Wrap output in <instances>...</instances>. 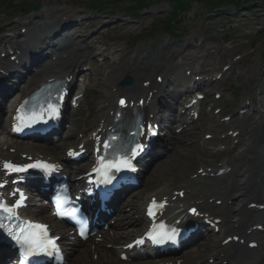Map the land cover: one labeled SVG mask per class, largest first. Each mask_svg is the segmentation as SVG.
<instances>
[{
  "label": "bare ground",
  "instance_id": "bare-ground-1",
  "mask_svg": "<svg viewBox=\"0 0 264 264\" xmlns=\"http://www.w3.org/2000/svg\"><path fill=\"white\" fill-rule=\"evenodd\" d=\"M73 16L69 17V21L59 24L58 22L54 23L49 27L40 29H34L33 32L29 34L28 42L25 44V47L18 46L15 51V56H22L21 63L23 64L24 60L27 61L26 64L31 63L33 59L32 55V45L37 42V37L42 33H54L62 30L64 27H68L71 24H75L77 21L74 19L76 16H83L84 13L76 10L73 12ZM51 16V12L45 14H40L36 18H48ZM75 16V17H74ZM36 18H30L34 20ZM102 23V22H101ZM197 38L193 39V42ZM7 40L4 39V42ZM186 43H190L189 41ZM172 45L167 44L164 46V49L167 52V55L160 60L162 62L160 70L163 73H166L173 65L171 62L177 59V56L180 54L181 47L174 49ZM213 47V46H212ZM240 48H231L227 50H222L221 60L228 61L231 59L233 52ZM81 48H69L64 51L63 54L59 55V61L53 62L42 68L41 72L38 75H35L34 82L29 86V91L41 84L47 79L57 78V76L52 75L56 73L55 71L60 72V74H69L70 77L82 67L95 59V52L92 50L84 51V54H81ZM210 52L208 53L207 62L210 60ZM64 54H68L67 57H63ZM151 52L146 49L140 53V57L135 59L125 58L119 64H115L114 70L108 72H101V78L97 87L103 96V106L101 117L98 119L97 124L93 131H97L104 127L103 121L106 120L108 112L115 105V99L119 95L129 94L132 95V99L135 96L141 95L143 90L139 87H134L133 89L123 90L120 89L118 84L120 80L127 74H132L136 77L137 81H140V66H148L151 62L147 58ZM145 56L144 59H142ZM85 62V63H82ZM153 63L150 64L153 65ZM190 65V63H186ZM57 65L54 68L53 66ZM206 67V64H205ZM204 67V68H205ZM8 69H15L13 65H8ZM194 70L193 68H191ZM59 74V75H60ZM58 75V76H59ZM161 75V74H160ZM231 78H225L222 85L218 83L215 87L228 86ZM183 86V85H182ZM176 92L183 91L184 87H173ZM28 91V92H29ZM27 92V93H28ZM158 98H162L164 88H158ZM26 93V92H25ZM251 102L254 100L252 97L247 98ZM247 100H245L246 103ZM244 103V104H245ZM172 106L169 105L168 108ZM251 109H254L253 106ZM251 112V111H250ZM256 120L264 121V112L257 111L249 119H243V122L235 129V132H240L241 137L235 139H230L233 141L234 145L239 139V143L233 147V143L230 144V148L222 152V150L217 151L216 153L207 151L206 157L213 159L212 165L215 166L217 161L222 160L223 157L229 158V160L223 163L221 166H218L214 169L213 174L215 178H212L210 182L206 183L205 187L195 186L196 181L191 177L194 176L197 172H193V159H188V154L190 151L186 147H182V141L178 137L174 139L175 144L178 149L175 152L174 156L171 158L170 164L163 165L162 170L160 171L159 181L155 186L154 191L151 193H146L144 199H148L150 196H159V199L170 196V207L173 211L179 209H184L187 202L194 204L199 203L204 211V214H208L212 219H222L223 224L221 225V232L218 235L213 234L211 237V242L205 247L198 250L197 253L189 256L187 259H184L181 263L183 264H264V234H262V240L260 249L257 251H252V253L245 251L244 249L239 248L235 244L228 246H223L225 239L224 236H241L243 237L246 234H252L253 237L256 236V231H253V228L256 226H264V212L256 214L253 211L248 210V207L251 203L261 200L264 198V132L263 130L256 125ZM9 125V123H8ZM8 125L5 127L4 133H8ZM216 127L214 122L208 126V129H213ZM216 134V133H213ZM66 135V133H65ZM207 134H205L206 136ZM69 137H73V133L69 132L67 134ZM89 145V144H87ZM185 148V149H184ZM187 150V151H186ZM65 152L54 151L52 149H42L35 146L21 145L18 142L11 139L10 141L4 140L0 141V160L2 159H12L20 158L22 155H29L33 157L47 156L61 160ZM192 162V163H190ZM220 170H229V174L223 177H217V173ZM182 173V174H181ZM198 182H203V180H197ZM201 188V189H197ZM187 192V197L184 201L178 200L173 201L175 197V192L181 191ZM141 196V194H139ZM138 196V197H139ZM218 198L217 201H222L221 206H216V204L211 203L212 200ZM207 204V206H206ZM136 211L135 216H138V219L129 217L131 219L129 222L127 218L121 220L119 227L125 228L129 226H137L140 229L134 230V232H123L116 233L114 236H108L106 238L109 244H113L115 249L106 250L99 249L93 251L92 245L81 250V254L76 262L73 264H116L117 257L116 251L122 242L131 240L133 237H136L141 233L143 226L146 224V219L143 216V211L140 204H134ZM178 219V216L175 220ZM136 220V222H134ZM64 243L67 246H70V240L65 237ZM126 245V244H125ZM70 248V247H68ZM71 250V249H69ZM97 258L94 260V257ZM110 256L111 259L106 257ZM113 256V257H112ZM213 261V262H212Z\"/></svg>",
  "mask_w": 264,
  "mask_h": 264
},
{
  "label": "rangeland",
  "instance_id": "rangeland-1",
  "mask_svg": "<svg viewBox=\"0 0 264 264\" xmlns=\"http://www.w3.org/2000/svg\"><path fill=\"white\" fill-rule=\"evenodd\" d=\"M2 1V0H0ZM13 6H18V5H22L24 7H26V9L28 10L25 14L22 15H17L15 9H11L9 11L6 10H0V18L2 19L0 22V27L3 28L5 27L4 25L8 24L9 26H13L15 24H21V26H16L13 30V32H15L16 36H18L20 34V29L23 27L28 26V21L25 20V16H32L34 14H32L30 12V10H32V6L35 5L36 2L40 1L41 3H45V0H10ZM55 1L59 2L60 6L66 7V8H73L72 4L75 5H79L80 9H86V10H90L89 3L87 2V0H50V4L49 7L53 8V5L55 3ZM125 2H130V0H125ZM258 8H254L257 7ZM259 6H261L263 9H259ZM254 9L252 8V10L248 11L246 10L247 8H243V9H235L234 7H230L226 10V16L223 19H227V18H235L234 21L232 22L233 24L238 25L239 29L234 30V33L232 32V39L233 41H236L237 43L235 45H233L232 47H243L240 51L236 52L235 54H233V58L234 57H239L242 55L243 59L240 61L239 65L240 66H236V75L233 77L234 79L231 81V87L233 86H238L237 81H238V77L240 75V73H243L242 75L246 74V71L250 70L252 71L257 65L258 68L255 71V73L252 75V80L250 81V83L246 86V89H254L255 86L257 84H262L264 86V6L262 4H256L254 5ZM154 10H167V5L164 4L162 7L160 8H156ZM153 10V11H154ZM42 12V11H41ZM41 12L39 14H41ZM152 12V11H151ZM89 16L94 17L95 15H97L96 13H90L88 12ZM159 13H156L153 16V20L156 19V17H159ZM124 15H120L117 16V18H123ZM126 20H130L129 16L125 17ZM152 19L148 18V20L150 21ZM258 19V23L259 26L255 25V21ZM22 20V21H21ZM104 20H106V23H108L110 20L104 18ZM4 22V23H3ZM228 23L227 20H221L217 17V14H211L209 12V8L208 7H203L197 3H194L193 8L189 11L188 14L184 15L182 17V21L176 26V27H186V31L190 28H194L197 32L196 36L199 37L198 43H196L194 46L191 47H187L183 50V54H185L184 56H188L190 54H193L195 51L193 50H197L196 54L203 57V51H204V47L206 46L207 48H210L215 45H217L216 47H218L219 42L217 39V36H221L224 35L226 33H223L224 30H229L226 26V24ZM205 24H207L205 26ZM109 30H111L112 32H114L115 30H118V27L113 26L112 24L109 25ZM140 28V24L136 25V29H134L136 32L138 31V29ZM105 30H101L99 31V28L96 26H88L86 28V32L87 34H91L90 37H92L93 35H98V34H102V38H106V32H104ZM78 32L81 34L82 31L78 30L76 31V33L78 34ZM1 37L3 38L4 36H6L5 33L1 32ZM98 39V38H97ZM187 36H185V38L183 39H179V38H172L171 42L172 43H178L181 44L184 41H186ZM18 40V39H16ZM164 40H169V38H165ZM95 40L93 41H87L85 44L87 46H89L90 44H93ZM206 42V45L204 47L199 48V46L203 43ZM230 47V48H232ZM226 48V47H223ZM158 49H160V47H158ZM193 49V50H191ZM3 52V51H2ZM242 53V54H240ZM240 54V55H237ZM202 60V59H201ZM244 69V70H243ZM244 71V72H241ZM241 75V76H242ZM240 78V77H239ZM240 87V86H239ZM93 96V104L94 107L98 108V105L101 102V95L99 92H94L92 93ZM245 93L242 94L241 98H235V101L240 104L244 98ZM90 102L88 103L89 106ZM88 108V107H87ZM87 110V109H86ZM95 110V112H96ZM97 113V112H96ZM84 118H85V113L83 114ZM96 116V115H95ZM94 116V117H95ZM90 122H92V119H89ZM90 127V126H89ZM197 132V127L192 131V132H188L187 134H185L182 138L186 139L189 138V136H191L193 133ZM6 136L4 135H0V139H4ZM199 150L200 147H195V150ZM196 154V152L192 153V156H194ZM226 158V157H224ZM189 159L191 160L192 158L189 157ZM196 164H195V163ZM192 163V162H190ZM195 164V165H194ZM197 161L193 160L192 166H197ZM168 166V165H167ZM193 166V167H194ZM156 175V174H155ZM160 175V172H157V176ZM157 179L156 176L153 177V187L151 186L150 188H148L147 190L153 191L154 186H156Z\"/></svg>",
  "mask_w": 264,
  "mask_h": 264
},
{
  "label": "snow or ice",
  "instance_id": "snow-or-ice-1",
  "mask_svg": "<svg viewBox=\"0 0 264 264\" xmlns=\"http://www.w3.org/2000/svg\"><path fill=\"white\" fill-rule=\"evenodd\" d=\"M120 103L123 105L125 104L124 100H121ZM27 102L21 104L20 107L17 109V114L15 116L16 125L14 130L15 131H22L26 127H31L32 125L39 123L41 121L46 122L45 120V113H47L48 117L51 118L54 115L58 114V109L56 106L52 104H48L46 108H41L39 111L36 109H27L26 108ZM111 139H115V137H111ZM105 149L109 148V144L105 143L103 145ZM136 149L142 151L143 145L136 144ZM137 154L135 150L131 151L130 155L128 156H114L111 160L107 162L104 161V158H100V165L101 168L107 173L111 169H115L117 171L121 169H129L135 170L131 158ZM69 155H76L74 152H69ZM43 168L45 170H54L55 166L50 164H27V165H16L10 162H5L3 164V168L6 169L8 172H23L26 171L28 168ZM101 168L96 169L100 171ZM2 186V185H0ZM24 196L22 193L19 194V199L15 201L13 204L8 205L2 198H0V231L6 233V236L14 241L20 249L23 251L24 257H31L40 254H45L48 256H52L54 253H59V247L55 243V240L51 238L48 234L47 226L39 223H34L31 221H21L15 225L4 223V219L8 218L10 220H19L17 215V209L22 206ZM153 207H160L162 208L163 205H156V202H152V207L148 210L149 216H154L155 213L153 211ZM192 212L196 214V209H192ZM61 213H58V215ZM164 226L161 225V229ZM176 229H169L167 231H160V232H150L148 234V238L151 239L154 243L160 244L166 241H171L173 243L176 242L177 236ZM81 235H84L83 230L81 231ZM137 244L143 243V240H138Z\"/></svg>",
  "mask_w": 264,
  "mask_h": 264
}]
</instances>
